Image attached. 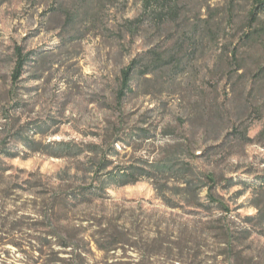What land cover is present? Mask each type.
Listing matches in <instances>:
<instances>
[{
  "label": "rangeland",
  "instance_id": "1",
  "mask_svg": "<svg viewBox=\"0 0 264 264\" xmlns=\"http://www.w3.org/2000/svg\"><path fill=\"white\" fill-rule=\"evenodd\" d=\"M89 2L0 0V164L9 169L0 177V264H46L34 247L47 230L26 226L43 224L49 189L32 188L29 179L53 190L92 183L106 188L92 204L63 215L62 228L85 252L83 259L63 253L72 260L63 264H264V219L252 225L244 220L264 216L259 49L236 74L230 52L240 28L223 27L217 39L201 42L191 28H128L127 20L141 13V0H120L111 9H100L97 1L86 11ZM18 48L29 63L14 83ZM150 49L174 59L152 74L137 73L134 93L119 102L121 71ZM28 137L47 153L22 145ZM61 142L72 144L73 155L59 157L70 154L54 145ZM167 160L214 180L197 176L187 189L173 178L120 186L96 176L107 164L104 172ZM222 216L235 230L251 226L242 254H230L220 239ZM15 221L25 228L11 231ZM99 230L117 242L110 253L99 249L110 242L97 237ZM11 240L25 247L17 249Z\"/></svg>",
  "mask_w": 264,
  "mask_h": 264
},
{
  "label": "trees",
  "instance_id": "2",
  "mask_svg": "<svg viewBox=\"0 0 264 264\" xmlns=\"http://www.w3.org/2000/svg\"><path fill=\"white\" fill-rule=\"evenodd\" d=\"M56 3L63 2L64 0H54ZM98 1V7L100 9H111L115 3L120 0H91L87 3V6L83 7L86 11L90 10L93 2ZM128 2V0H124ZM212 0H141V13L133 20H127V27L132 28L136 26L141 28L145 25L151 28H157L158 31H165L168 28H191V32L196 37L198 34L201 36V42L209 40H215L221 34V28H240L238 32L242 33L239 36L237 46L230 52L232 64L235 66V73L238 74L244 70L248 65V62L253 58L251 52L254 49H259V55L255 62L256 76L257 78H264V0H223L224 3L221 6L212 7ZM205 10L207 15L203 16L202 11ZM190 17L193 19L191 20ZM242 28V30H241ZM193 38L190 39L192 41ZM195 41V40H193ZM248 50L249 52L243 53L241 49ZM16 64L12 80L14 83H18L24 74L25 68L29 63V56L24 54L21 48L16 51ZM171 56H165L156 52V50H148L144 54L135 57L131 63L121 71L119 78V89L117 91V100L123 102L126 97L134 93L133 82L137 73L140 72L142 76H146L155 72L154 69L165 68L168 64ZM177 63H181L178 61ZM117 143H123V140H118ZM26 148H29L33 153H47L45 146L42 143L36 142L31 137L24 138L22 142ZM62 148L66 146V151L70 154H60V158H64L71 154L72 144H65L61 142L54 144ZM68 146V147H67ZM48 147H51L49 145ZM65 149V148H64ZM10 155V154H9ZM15 157V156H13ZM147 168L131 165L124 168H116V170H107L109 164L98 168L96 176L105 179L102 183L115 184L120 186H126L137 183L140 179H148L153 181L156 178L170 179L173 178L178 182H183L187 189H191L193 184L196 183V177H199L198 181L205 179L214 180L213 177L205 176L204 174L197 173L192 169V165L189 166H177L171 160L162 161L158 164L143 161ZM9 169L2 167L0 164V177H3ZM202 175V178H201ZM32 188L45 187L48 190V198H43L44 212H40L42 217V223L29 224L26 226L30 229H40L44 227L47 232L44 236L35 238L38 242V248L34 247V251L38 252L40 256L47 257L46 264H63L67 261L61 256H72L73 253H78V257L83 259L85 252L83 250H77L74 239L75 235L67 232L63 229L61 224L65 221L64 214L68 213L72 208L77 205H90L99 195H103L106 192L105 186L101 184L99 186L92 183L90 186H82L80 189L65 188L59 190H53L48 183L43 180L34 182L32 179L26 182ZM201 185V184H200ZM201 189L206 187L203 183L200 186ZM264 187V178H261V188ZM16 188H12V191ZM191 196V195H189ZM1 201V199H0ZM214 201V200H212ZM224 211L221 202L217 203ZM40 206V207H41ZM2 206L0 205V208ZM31 219V218H28ZM254 219L262 221L264 216L258 215L257 217H246L244 220L246 223L251 224ZM227 219L222 216L218 222L220 223V235L222 241L227 242L228 251L234 253L235 249L242 254L243 250L247 249V243L251 237V226L246 228L235 230ZM15 221L12 223L10 230L15 232L18 229H23ZM97 237H101L103 240H108V246H102L99 244V249L106 253H110L114 247L117 246V242L113 240L112 236H109L106 231L99 230ZM119 235V234H115ZM264 235V232H263ZM112 237V238H111ZM30 245L34 239L30 238ZM9 244L13 245L17 249H23L25 245L11 240ZM33 247V246H32ZM57 248L62 249L61 252ZM73 251V253L67 252Z\"/></svg>",
  "mask_w": 264,
  "mask_h": 264
}]
</instances>
